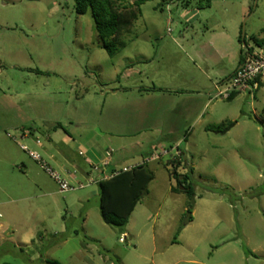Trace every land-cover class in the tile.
<instances>
[{
  "label": "rangeland",
  "instance_id": "374dc122",
  "mask_svg": "<svg viewBox=\"0 0 264 264\" xmlns=\"http://www.w3.org/2000/svg\"><path fill=\"white\" fill-rule=\"evenodd\" d=\"M118 41L75 0H0V264H264V85L196 98L264 49V0H151ZM30 152L73 186L106 161L154 178L117 228L98 185L62 194Z\"/></svg>",
  "mask_w": 264,
  "mask_h": 264
},
{
  "label": "trees",
  "instance_id": "16d2710c",
  "mask_svg": "<svg viewBox=\"0 0 264 264\" xmlns=\"http://www.w3.org/2000/svg\"><path fill=\"white\" fill-rule=\"evenodd\" d=\"M148 1L151 0H75V11L80 15L91 12L96 32L103 40L104 48L110 57H114L124 47L118 38L132 31L135 21L141 15V6ZM187 6L188 4L185 5ZM253 40L258 42L256 38ZM236 95L234 94L231 99ZM117 171L119 170L114 168L110 173ZM174 175L179 185H184L188 179L187 175L183 176L182 180H180L182 175H176L175 172ZM153 178V173L142 164L131 171L120 172L116 176L101 180L97 185L100 212L105 223L117 228L127 226L139 202L148 195V187ZM184 191L190 197H194L191 185L185 187ZM46 263L61 264L57 261Z\"/></svg>",
  "mask_w": 264,
  "mask_h": 264
},
{
  "label": "built area",
  "instance_id": "2783aa9c",
  "mask_svg": "<svg viewBox=\"0 0 264 264\" xmlns=\"http://www.w3.org/2000/svg\"><path fill=\"white\" fill-rule=\"evenodd\" d=\"M264 78V49L261 50H247L246 57L244 59L243 64L240 68L232 75V77L223 85L218 86L216 90L218 91L215 99L222 98L224 100H229L234 94H237L242 91H247L252 89L254 91L259 90V81ZM26 150V148H23ZM169 152L164 151L163 155H168ZM182 155V153L177 149L176 156ZM30 156L41 165V168L45 170L50 177L57 182L59 185L60 193H69L74 192L78 189H84L93 184H98L101 180L107 179L113 176L118 175L120 172H128L131 171L133 168L142 165L139 164L134 167L124 168L119 170L115 173H106L109 161L103 163L101 168L94 167V170L97 171L99 174L97 177L89 176L88 182L82 183L78 182L76 186L71 185L64 177H62L56 170L50 167L46 162L43 161L42 157L38 153L30 152ZM160 155H152L150 161H157L160 160ZM2 214L0 213V227L2 226Z\"/></svg>",
  "mask_w": 264,
  "mask_h": 264
},
{
  "label": "crops",
  "instance_id": "0c3cea01",
  "mask_svg": "<svg viewBox=\"0 0 264 264\" xmlns=\"http://www.w3.org/2000/svg\"><path fill=\"white\" fill-rule=\"evenodd\" d=\"M194 13H195V12H193V11H186L183 15H184L185 18H189V17L193 16ZM245 57H246V54H245V56H244L243 59L240 58L237 62H235V66H234L235 68L232 70V72H231L230 75H228L227 77L222 78V79L218 80L217 82H214V83H213V84H214V88L212 89V91H209L208 94H207V93H204V92H206L207 89H208V90L210 89V88H205V90H203L204 92H199V93H197L196 98H197L199 101H201V102L203 103V107H202L201 113H202V112L204 111V109L209 105V102H211V101H208V98L211 96L210 94H211L214 90H216V88H217L218 86L223 85L224 83H226V82L232 77V75H233V74H234V73L240 68V66L243 64ZM259 85H260L259 89L264 85V80H263V79L260 80ZM206 87H208V86H206ZM239 93H240V92H239ZM239 93H237V94H239ZM207 97H208V98H207ZM210 98H211V97H210ZM212 100H213V99H212ZM201 102H200V103H201ZM201 113L197 116V119L201 116ZM25 138H27V136H25ZM68 142H69V144H71V141L68 140ZM72 142H73V143H76L75 140H72ZM52 157H53V156H52ZM53 159L55 160L56 165H57L62 171H64V172L67 174V176H69V177H73V176H74V173H72L71 170L67 167V163H66V161H64V160H60V159L56 158L55 156L53 157ZM71 161H72V160H70V162H71ZM109 163H110V164H109V166H108V169H107L106 173H110V171H111L112 169L116 168V167L112 164L111 161H109ZM24 168H25V166L23 165L22 168H20V171H23ZM26 174H27V173H26ZM86 175H88V174L86 173ZM0 228H2V226H1Z\"/></svg>",
  "mask_w": 264,
  "mask_h": 264
},
{
  "label": "water",
  "instance_id": "95a60500",
  "mask_svg": "<svg viewBox=\"0 0 264 264\" xmlns=\"http://www.w3.org/2000/svg\"><path fill=\"white\" fill-rule=\"evenodd\" d=\"M234 127V124L231 125L230 127H228L225 131H223L222 133L225 134L227 133L231 128ZM190 219H191V213H188L187 214V218H186V221H185V225H187L189 222H190Z\"/></svg>",
  "mask_w": 264,
  "mask_h": 264
}]
</instances>
